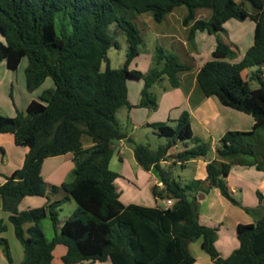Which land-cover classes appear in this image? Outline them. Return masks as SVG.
Instances as JSON below:
<instances>
[{"label": "trees", "instance_id": "trees-1", "mask_svg": "<svg viewBox=\"0 0 264 264\" xmlns=\"http://www.w3.org/2000/svg\"><path fill=\"white\" fill-rule=\"evenodd\" d=\"M256 14H249L233 0H0V63L16 70L23 58L25 88L32 93L48 78L53 88L43 90L39 101L31 100L25 113L14 117L0 116V134L13 137L16 146L28 153L20 169L13 171L0 186V200L14 235L23 247L20 264H53L52 252L57 245L66 247L63 264H192L188 244L201 239L202 249L214 264H264V215L254 224H239L236 228L238 248L228 257H221L215 248L217 229L198 222L196 193L217 188L233 203L226 177L229 164L210 161L203 181L191 180L181 186L169 170L160 167L162 160L171 159L181 165L205 157L209 146L193 148L166 157L177 142L193 139L189 115L183 112L171 127L155 123L151 127L167 144L152 152L147 146L134 145L133 153L144 170L152 166L158 171L163 188L153 187V195L171 200L165 208L124 205L117 192V173L108 167L116 143L126 137L115 124L114 114L121 107H130L127 99L128 79H142L144 87L138 107H156L150 88L165 75L176 87L177 73L188 70L172 54L158 50V68L146 74L130 70L139 55L143 40L135 25L119 12L151 13L161 23L177 8L184 6L183 23L196 31L216 34L231 19L251 20L255 24L253 45L241 61L229 62L235 55L229 45L217 42L212 59L196 76L206 97H215L227 108L250 115L249 132L227 131L216 150L219 160L256 158V148L264 134V76L260 69L251 74L258 87L250 89L242 77L245 69L264 64V0H243ZM198 9H208L207 19L195 20ZM113 24L124 32L128 49L123 67L111 69L108 51L116 46L109 35ZM105 68L102 70V65ZM86 134L93 142L83 149L81 138ZM72 153L75 161L74 179L51 188L65 196L44 207L19 212L17 206L24 197H43L46 188L41 177L44 159ZM264 172V158L257 164L245 163ZM191 193V195H188ZM260 195V194H259ZM72 199L76 210L58 229V211ZM48 216L54 236L47 241L38 223ZM32 225L24 230V225ZM6 226L0 220V233ZM26 233L28 236H26ZM4 256L13 264L6 239L1 238Z\"/></svg>", "mask_w": 264, "mask_h": 264}, {"label": "crops", "instance_id": "crops-1", "mask_svg": "<svg viewBox=\"0 0 264 264\" xmlns=\"http://www.w3.org/2000/svg\"><path fill=\"white\" fill-rule=\"evenodd\" d=\"M233 1L242 5L249 14L257 13V10L250 3L253 11L248 10V2H244L243 0ZM176 10L164 19L166 25L170 27L159 32L157 31L156 36L158 40H163L165 42L167 46L165 48L166 52L175 56L180 64L187 66L189 69L176 74L178 83L176 87H172L170 84H163V86H161L162 88H157V85L163 80V77L150 88V97L154 100L156 105L153 109L138 107L141 100V91L144 87V84H142L144 83L143 80L128 79L127 99L130 107L124 106L127 108L128 119L125 131H121L126 134V137L116 143L114 154L110 159L108 167L110 169V166L113 164V166L117 168L111 171L117 173L119 176L115 181V186L119 194V199L124 205L160 208L168 207L166 205L167 200H161L164 202V206L161 207L158 204L160 199H157L153 195V187L157 186L159 190H161L163 185L160 182L158 171L154 166L146 171L137 162L133 153V146L135 144L133 143L134 138L132 134L141 130L148 139L150 133L152 136H155L157 133L151 127L152 124L165 123L168 125L171 122L175 126L176 120L180 115L183 112H187L193 139L187 142H181L185 144L182 151L195 147V142L209 145V150L205 157L187 162L200 165L197 167V171L199 172L192 180L203 181L205 179L206 164L210 161L225 162L230 166L228 176L226 177V183L230 196L236 203L223 197L217 188H211L206 193L203 191L196 193L199 204L198 222L203 226L217 229L215 248L219 255L225 258L238 248L239 243L236 234L237 226L239 224H254L264 215V172L258 171L253 165H244L245 163L257 164L264 158V134H261L263 142L255 149L256 158L244 157L229 161L219 160L216 150L220 147V139L223 135L227 131L249 132L252 129L254 120L250 115L222 106L215 97L204 96L198 86L196 76L200 68L212 59V52L218 41L229 45L231 50L235 53L234 57L229 62L236 64L241 61L245 52L253 45L255 24L249 19L244 21L231 19L223 24L224 31L217 32L216 34L196 31L193 36L190 37L188 29L192 23L188 25L183 23V19L187 12L184 11L176 15ZM209 15L210 11L208 9H198L195 12V20L207 19ZM139 57L140 53L132 62ZM132 65L133 63L129 66L130 70H137L143 74L150 71V69H148V71H141L136 64H134V68ZM258 68L264 76V64ZM246 71L247 69L242 72V77L244 79H246ZM45 83L43 85H45ZM131 83H135L136 86L133 87ZM43 85L36 90L35 95L38 97L43 90L48 89L43 88ZM35 95L26 99L25 104L27 105L31 100H36L34 98ZM160 138L167 139L166 137ZM126 141L128 143H126ZM81 143L83 149L90 148L93 145L92 139L86 134L82 136ZM187 143H192L193 145L188 146L186 145ZM12 145L14 146L15 144L11 135L0 134V151L2 153L1 165L4 164L7 151L11 150ZM160 146H157L155 150L148 148L152 152H155ZM171 148L177 150V143ZM171 148L168 150L166 157L173 156L180 152L171 153ZM27 153L28 150H24V152H18L17 158L13 157V159H8L7 157L6 171H3L0 166V186L5 182L6 177L10 176L13 171L22 167ZM160 163L162 164L161 168L169 170L172 175L173 167H185L187 164L181 165L171 159L162 160ZM74 170L75 161L72 153L44 159L41 166V177L46 188V195L43 197H24L18 204L17 210L19 212L29 211L44 207L58 200H53L54 193L51 192V188L53 186L58 187L62 183L73 181ZM9 215L10 213L3 210L0 200V220H2V224L6 226V230L7 224H11L8 220ZM66 218L67 217H64L58 221V229ZM31 225L32 223L25 224L24 230ZM3 233H0V239L3 238ZM187 248L190 255L194 258L192 264H214L209 255L202 249L201 239L189 243ZM9 250L12 263L20 264L24 258L22 245L20 256L16 259L12 256L10 247ZM65 253L66 247L57 245L52 252L53 264H63L61 258ZM0 264H8L2 250H0ZM93 264L111 263L105 261L95 262Z\"/></svg>", "mask_w": 264, "mask_h": 264}, {"label": "rangeland", "instance_id": "rangeland-1", "mask_svg": "<svg viewBox=\"0 0 264 264\" xmlns=\"http://www.w3.org/2000/svg\"><path fill=\"white\" fill-rule=\"evenodd\" d=\"M247 8L249 11H253L252 6L247 3ZM187 12V9L184 6L179 7L176 10V15H179L181 12ZM120 14L124 15L130 22H132L136 29L138 30L139 35L141 36L143 40V44L139 46V53L140 57L136 59L132 65L134 68L136 64L138 69L141 71H148V69H154L158 68L156 55L158 50H163L165 53V48L167 47L165 45V42L163 40H158L156 33L157 31L165 30L166 28L170 27L166 25V22L163 21L161 23H157L153 20L151 13H145V14H136L131 13L127 10L122 9ZM109 35L112 38L113 42L116 43V46H113L108 51V59H109V65L111 69H120L123 67L125 58H126V52L128 49V44L126 42V37L123 31L115 27V25L111 24L109 27ZM0 42H5V39L0 36ZM27 65V59L23 58L20 65L16 70H10L6 67L5 63L2 62L0 64V116L3 117H14L16 115V111H20L22 113H25V103L26 99H28L30 96L35 95L36 91L33 93H30L25 88V78H24V68ZM150 67V68H149ZM102 68H105V64L102 65ZM258 67H252L247 69V75H245L246 80L248 81V86L250 89H255L258 87V83L255 80H251V74H253L256 70H258ZM134 86L135 83H131ZM144 84V83H142ZM169 85L170 81L169 78L165 75L163 80L157 85V88H162L161 86ZM53 88V82L50 78L46 80L45 85H43V88ZM159 90V89H156ZM40 92V91H39ZM36 101H39V97L37 95L34 96ZM115 124L118 127L120 131H125V126L127 125V108L121 107L119 108L115 114H114ZM169 126H174L171 122L168 124ZM134 141L133 143L135 145H144L149 147L152 150H155L157 146L165 145L167 144V139L160 138L158 134L156 133L155 136H152L151 133L148 136V139L145 137L144 132L139 130L132 134ZM157 136V137H156ZM132 138V139H133ZM188 141V140H187ZM186 141V142H187ZM190 142V141H189ZM126 143H128L126 141ZM196 145L201 144L200 142H195ZM204 144V143H202ZM129 145V144H128ZM184 145L181 142H177V150L171 148V153H176L177 151H182L184 149ZM186 145L190 146L193 145L192 143H187ZM208 145V144H206ZM209 146V145H208ZM13 148V149H12ZM24 147H17L16 145H12L11 150L7 151V157L8 159H13V157L17 158L18 152H24ZM126 152V151H125ZM2 153L0 151V161H1ZM6 157V160H8ZM210 157V153H209ZM4 160V164L1 165V169L3 171H6V165L7 161ZM197 163H187L185 167L176 166L172 168L173 176L175 180H177L182 186L189 183L192 179L195 178L197 173V167H199ZM117 169L113 164L110 166V170ZM6 173V172H5ZM188 195H191V193H188ZM55 199H61L65 196V193L63 191H59L58 193H54ZM158 204L163 207L164 202L159 200ZM199 206V204H198ZM77 208L76 203L69 199L66 201L58 211V221L63 219L64 217L70 216L75 209ZM38 227L42 231V233L45 235V238L47 241H50L54 235V229L52 222L48 216H46L44 219H42L38 223ZM26 229V228H25ZM26 236L28 234L26 233ZM3 238L6 239V241L9 244V247L12 250V256L16 259L20 256L21 252V244L16 239L13 228L11 224H7V230L3 233ZM0 250L4 252L3 245L0 244Z\"/></svg>", "mask_w": 264, "mask_h": 264}, {"label": "built area", "instance_id": "built-area-1", "mask_svg": "<svg viewBox=\"0 0 264 264\" xmlns=\"http://www.w3.org/2000/svg\"><path fill=\"white\" fill-rule=\"evenodd\" d=\"M161 165H162V164L160 163V167H161ZM171 204H172V201H171V200H167V201H166V205H167V206H170Z\"/></svg>", "mask_w": 264, "mask_h": 264}]
</instances>
